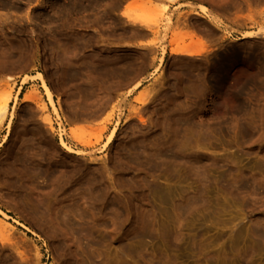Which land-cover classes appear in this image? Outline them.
I'll list each match as a JSON object with an SVG mask.
<instances>
[{"label": "rangeland", "instance_id": "rangeland-1", "mask_svg": "<svg viewBox=\"0 0 264 264\" xmlns=\"http://www.w3.org/2000/svg\"><path fill=\"white\" fill-rule=\"evenodd\" d=\"M147 2L0 0V264H264V0Z\"/></svg>", "mask_w": 264, "mask_h": 264}, {"label": "bare ground", "instance_id": "bare-ground-1", "mask_svg": "<svg viewBox=\"0 0 264 264\" xmlns=\"http://www.w3.org/2000/svg\"><path fill=\"white\" fill-rule=\"evenodd\" d=\"M148 2L147 3H151L152 2V0H147ZM145 2V1H144ZM155 2V1H154ZM147 6H148V4H147ZM150 6V5H149ZM154 7V6H153ZM165 7V8H164ZM164 7H162V8H164V9H166L167 7L166 6H164ZM155 8V7H154ZM164 9H163V11H164ZM164 13V12H163ZM189 13H191V14H193V15H196V16H201V17H205V18H207V19H209L211 22H213L214 24H216V26H218V27H220V23H221V21L220 20H218L216 17H214L213 15H210L209 14V11H208V9L206 8V7H204V6H198L197 8H195L194 6H191L190 7V12ZM171 18V17H170ZM169 18V21L167 22L168 23V26L171 28V26H173V22H172V20ZM187 18V17H186ZM165 19H167V18H165ZM131 21V20H130ZM178 21L179 22H181V20H177V25H178ZM176 22V21H175ZM182 22H183V20H182ZM185 22V21H184ZM186 22H187V20H186ZM166 23V24H167ZM176 24H174L175 25V27H177L176 26ZM184 24V23H183ZM187 23H185L184 24V26L186 25ZM188 25V24H187ZM180 26H181V24H180ZM168 27V28H169ZM174 27V26H173ZM169 28V29H170ZM193 29H195V27L193 26L192 27ZM139 29V28H138ZM140 30V29H139ZM143 30V29H142ZM156 30V29H155ZM261 31H263V30H261ZM140 32H142V34L143 35H145L146 33H148V32H154L149 26H147L146 25V27H145V30H144V33H143V31H140ZM156 32V31H155ZM196 32H197V30H196ZM138 34H139V32H138ZM141 34V35H142ZM194 33H192V35H193ZM199 34V33H198ZM197 34V35H198ZM258 33H252V32H248V33H245V34H243V36H242V39H251V38H254V37H256V35H257ZM140 35V34H139ZM157 35V34H156ZM183 35V34H182ZM196 35V34H195ZM200 35V34H199ZM146 36V35H145ZM190 36V35H189ZM143 37V36H142ZM186 37V36H185ZM188 37V36H187ZM193 37V36H192ZM198 38V37H197ZM196 38V42H200V40L199 39H197ZM180 39L181 38H179V37H177V36H175V37H173V39L172 40H170V42H169V54L170 55H172L173 57L174 56H176V57H180V56H182V57H185V56H198V55H202V54H204L205 52L207 53L208 51H206L205 50V48L204 49H201V50H193L192 48H190L191 46H188V45H185V44H183L182 46H180L179 44H177L178 43V41H180ZM195 42V41H194ZM201 43V42H200ZM199 43V44H200ZM194 44V43H193ZM202 44V43H201ZM200 44V45H201ZM147 47L148 46H150L151 47V49H152V47H155L157 50H158V52H162V54L164 55L166 52H167V49H165V47L162 45V43L161 42H148V43H146L145 44ZM203 45V44H202ZM100 66V65H99ZM66 69H67V67H66ZM158 69L159 68H157L156 69V71H158ZM11 79V78H10ZM29 79H36V80H38V81H40V83H41V87H42V89H43V91H44V94H45V96L47 97V100L51 103V105H52V107H53V110H54V112H55V114L59 117L60 115H59V110L57 109V107H56V105H55V103H54V96H53V92H52V90H51V88L49 87V85L47 84V81H46V79L44 78V76L41 74V73H38V74H36L35 76H33V77H31V78H28V77H26V78H24V80H23V82H22V84H25ZM11 93H7V94H3V96H0V126L3 124V122H4V119H5V117L7 116V114H8V111H9V104H10V101H11ZM34 101H36V99H35V97L32 95V94H28V95H26L25 97H24V103L25 102H34ZM45 108V107H44ZM14 116H15V113H12L11 114V119L9 120V123H8V126H7V130H8V132H7V135L5 136V138H4V141H3V143L0 145V147L1 146H3L7 141H8V139L10 138V136H11V130H12V124H13V119H14ZM139 118H140V120L141 121H143V118L141 117V116H139ZM59 119V118H58ZM45 122L48 124V125H50L51 127H52V120H50V119H46L45 120ZM61 122V121H60ZM59 125H62L61 123H59ZM59 129H60V127H59ZM116 129H117V126L112 130V132L110 133V135H109V137H108V139H107V142L105 143V146H108V145H110L112 142H113V140H114V137H115V135H116ZM60 133H62V132H60ZM61 138H62V135H61ZM75 139H76V137H75ZM61 145H62V147L66 150V151H68V152H70V153H74V154H77V155H79L80 153L79 152H77V151H75V150H73L72 148H70V147H68L66 144H65V142L63 141V140H61ZM247 188V184L246 183H243V182H238V191L239 190H245ZM71 215H66V214H63V216H62V220H61V223H60V226H62V228H66V229H68V228H70V229H72V230H75V225H74V223H73V221H72V217H70ZM0 229H3V230H5V232L7 231V232H9L10 231V229H9V227H7L6 225H4V224H2V223H0ZM261 234V233H260ZM259 233H257L255 236H257L256 238H263V235L261 234L260 235ZM260 240V239H259Z\"/></svg>", "mask_w": 264, "mask_h": 264}]
</instances>
